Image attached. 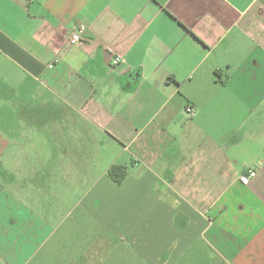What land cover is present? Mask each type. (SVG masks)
<instances>
[{"label":"crops","instance_id":"1","mask_svg":"<svg viewBox=\"0 0 264 264\" xmlns=\"http://www.w3.org/2000/svg\"><path fill=\"white\" fill-rule=\"evenodd\" d=\"M0 264H264V0H0Z\"/></svg>","mask_w":264,"mask_h":264},{"label":"built area","instance_id":"2","mask_svg":"<svg viewBox=\"0 0 264 264\" xmlns=\"http://www.w3.org/2000/svg\"><path fill=\"white\" fill-rule=\"evenodd\" d=\"M82 35H83L82 30H76V31L72 32V34L70 35V37L68 39L69 46H71V47L80 46L85 41V39L82 37ZM120 61H121L120 57L117 56L113 59L112 65L116 66L119 64ZM55 62H56V60H54L53 63H50L47 67L52 68ZM185 111L190 117L193 116L195 113V109L192 106H187ZM254 176H255V171L250 170L247 175L241 176L240 182L242 184H247L248 181Z\"/></svg>","mask_w":264,"mask_h":264},{"label":"trees","instance_id":"3","mask_svg":"<svg viewBox=\"0 0 264 264\" xmlns=\"http://www.w3.org/2000/svg\"><path fill=\"white\" fill-rule=\"evenodd\" d=\"M126 168L120 166L111 167L108 176L117 184H120L126 177Z\"/></svg>","mask_w":264,"mask_h":264}]
</instances>
